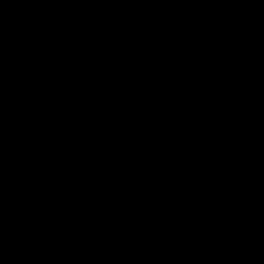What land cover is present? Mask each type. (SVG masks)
Returning a JSON list of instances; mask_svg holds the SVG:
<instances>
[{"label":"water","instance_id":"water-1","mask_svg":"<svg viewBox=\"0 0 264 264\" xmlns=\"http://www.w3.org/2000/svg\"><path fill=\"white\" fill-rule=\"evenodd\" d=\"M0 264H264V0H0Z\"/></svg>","mask_w":264,"mask_h":264}]
</instances>
